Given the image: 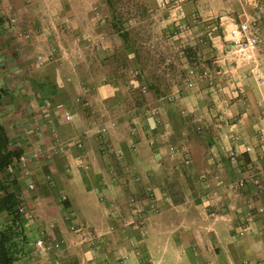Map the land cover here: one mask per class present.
Listing matches in <instances>:
<instances>
[{
	"label": "crops",
	"instance_id": "1",
	"mask_svg": "<svg viewBox=\"0 0 264 264\" xmlns=\"http://www.w3.org/2000/svg\"><path fill=\"white\" fill-rule=\"evenodd\" d=\"M29 1L0 0V13L15 17L17 9V13L21 14L18 16L20 19H30L31 16L25 14L23 7V3ZM223 1L184 0L182 5L188 18L201 15L209 21L213 16L225 15L227 12L231 14L229 7L236 11V5L225 7ZM9 5L13 7L11 11L7 9ZM85 5L84 0H80L75 8L67 6L64 12L70 16L84 13ZM49 12L42 10L47 15ZM64 12L60 11V14ZM82 17L76 14L77 22H81ZM204 24L210 29L216 28L212 21H205ZM221 24L225 25L222 33L216 35L212 32L211 38H214L216 45L220 44L218 39H224V36L221 37L224 29L232 27V23L225 21ZM201 25L203 23L200 22L192 24L199 28ZM34 28L38 30L37 22ZM261 35L264 39V25ZM12 47L13 41L2 33L0 76L6 77L12 73L16 81L25 74V70L18 63L15 64V61H20V56L14 58L7 53ZM20 51L16 52L23 56L24 53ZM82 55L78 52L77 57L82 58ZM257 55L264 76L262 46L258 48ZM73 70L67 75L71 80L65 82L60 66L51 64L29 88L20 87L19 83L11 89L13 99L9 98L12 99L9 109L12 111L9 110L5 118L7 124L12 126L11 140L25 150L23 155L27 157L26 168L30 176L24 179L34 181V197L27 198L26 205L35 212V218L27 228L29 243L26 252L16 263L241 264L242 259L247 258L250 264H264V195L255 202V206L262 209L255 217L256 229L244 237H236L235 233L239 229L237 223L245 210L243 196L248 191L235 196L229 184L238 179L240 174L223 152L220 151L219 156L210 153L212 147L226 143L225 133L228 130L222 125V119L232 115L230 120L237 122L242 136L236 145L242 161L254 167L263 164L258 150L247 152L245 146L257 143L255 127L264 123L261 108L257 105L258 99H264V80L256 84L249 76L242 86L237 82L238 88L232 89L221 80V71H213L219 74L216 87L203 89L200 85L182 92L176 103L192 111L183 119L178 118L169 106L164 109L165 105L161 102L163 108H159L163 111L164 122L177 137L175 140L174 136H170V141L187 148L191 156L190 165H181L182 170L179 164L176 165L177 161H181V154H174L172 158L170 154H165L167 143L164 141L166 138L162 125L153 130L150 116L142 120L147 132L151 130L149 134L143 135L146 136L144 142L147 143V138L153 137L155 146L146 145L144 152L137 153L138 146L144 145L143 136H130L131 122H136L137 118L124 112L122 104L118 103V87L101 82L95 87L86 85L84 75L78 74V69ZM245 70L242 68L240 73ZM100 75L109 78L108 82L114 77L111 70L101 71ZM74 79L79 80V83L73 86L71 83ZM2 88L6 89V85ZM46 89L50 90L46 93L56 94L68 90L72 95L66 101H54L44 97ZM76 91L86 92V95L97 94L95 99L99 100V104H92L89 98V102L79 105L74 100ZM163 91L161 89L158 94ZM31 93L33 96L27 97ZM40 97H43L42 101ZM58 102L63 104V109L57 107ZM90 102L91 107H85ZM64 110L72 115L69 121L64 119ZM111 122L114 125L108 128L109 133L99 132L102 125ZM196 123L203 125L201 133L188 129ZM76 138L82 139V148L73 143ZM58 140L62 148L56 146ZM120 169L140 173L141 180L136 182L128 177L127 180L120 178L123 180L120 182L121 175H110L120 172ZM214 174L219 175L222 184L219 185ZM158 175L160 177L155 179ZM160 180L166 182V187L159 186ZM148 189L155 190L158 197L156 204L160 210L148 214L144 225L136 228L129 225L134 212L125 196L131 193L136 196L146 194ZM62 195L66 198L61 199ZM72 223L93 224L99 235L96 244L91 247L88 242H81L80 237L70 229ZM231 223L233 229L230 228ZM42 230L63 239L62 247L45 257L38 254L33 244ZM135 249L139 252H135Z\"/></svg>",
	"mask_w": 264,
	"mask_h": 264
},
{
	"label": "rangeland",
	"instance_id": "2",
	"mask_svg": "<svg viewBox=\"0 0 264 264\" xmlns=\"http://www.w3.org/2000/svg\"><path fill=\"white\" fill-rule=\"evenodd\" d=\"M183 2L184 0H84V4H86L84 13H74L75 15L70 16L64 12L66 7L75 8L80 4V0H30L25 4L23 3V7L26 12L24 13L31 18L20 19L21 14L19 15L16 9L13 27L9 19L10 15L0 13V35L4 33L13 41V47L7 53L14 58L20 56V61H15V64L21 65L25 70V74L18 77L20 80L16 81V77L14 78L12 73L6 77L0 76V121L7 130L11 147L19 150L21 155L25 151L15 144V141L11 140L12 126L7 124L5 118V115L10 113L9 110L12 111L9 109L13 99L11 96L12 87L20 83V87L29 88L31 84H35V80L38 79L37 76L42 74L43 70L49 68L51 64H55L60 66L65 82L71 80L67 75L74 71V68L78 69V74L84 75L86 85L95 87L99 82L116 85L118 87V94L116 95L118 96V103L122 104L124 112L137 118L136 122H131L130 136L135 138L134 136L141 137L149 134L148 132L151 130L147 132V127L142 120H146L150 116L153 130H157L159 125L163 126V134L166 138L164 141L167 143L165 154H170V158L174 154H181V161H177L176 165L179 164V169L183 170L185 166L183 152L185 150L189 153V150L170 141V136H174L175 140L177 137L170 126L164 122L163 111L159 108H163L161 102L163 101L165 105L164 109L167 106L173 109L178 118H187L185 116H188L192 111L188 110L187 107H180L179 103H176L182 92H187L197 86L200 87V85L203 86V89L216 87L219 84L217 78L219 74L215 73L218 74L215 75L213 71L231 68L225 56V39L217 40L221 44L220 47V44L216 45L214 38H211L213 37L212 32L216 35L223 32L222 28L225 25L221 22L232 23L233 26L244 19L255 21L261 38L258 48L262 46L264 50V39L261 35V27L264 25V0L223 1L225 7L233 4L236 5L237 9L234 11L229 7V12L234 13L233 16L228 12L225 15L213 16L209 21L215 23L213 25L216 27L215 29L208 28V25L204 24L205 21L209 22L208 19H204L201 15L188 18L182 5ZM42 10L55 12H49L47 15L42 13ZM29 11L32 13L29 14ZM60 11H63L64 14H60ZM76 14L83 16L81 22L80 20L77 22ZM72 17L76 20H73ZM36 22L39 24L38 30L34 28ZM196 22L203 23L202 27H193L192 24ZM228 29H224L222 38L225 37ZM19 30L27 33L28 37L20 38L16 33ZM194 38H201L202 40L196 41ZM20 47H22L21 51ZM205 47L207 48L205 49ZM15 50L24 53V55H20L21 53H17ZM78 52L83 54L82 58L81 56L80 58L77 57ZM108 70L114 73L110 82H108L109 78H103L100 75L101 71L108 72ZM191 70L192 73H190ZM235 79L236 77L232 76L231 73H226L221 78L231 86L230 88L237 89L238 84ZM190 80L195 82L191 88L187 86ZM263 80L264 76L261 82ZM78 83L79 80L74 79L71 84L74 86ZM4 85H6V89L2 88ZM143 86H147V93L142 92ZM161 89L165 91L158 94ZM44 91L46 93L50 90ZM71 95L72 93L66 90L59 94L46 93L44 97L63 102L69 99ZM96 95L94 93L86 95V92L77 93L76 91L74 100L79 105H83L85 102H89L90 98L92 104H99V100L95 99ZM28 96H33V94H27ZM39 99L42 101L43 97ZM91 102L85 107H91ZM107 104L112 107L109 103ZM206 111H208L207 108ZM216 117L218 118L217 115ZM226 118H232V115H227ZM218 121L220 122L219 119ZM196 124L189 126L188 129L201 133L203 129L200 132L195 130ZM113 125L114 123H106L101 126V128L105 127L106 131L103 132L100 128L99 132L107 134L109 133L108 128L111 129ZM262 125L264 124H257L255 129ZM145 138L146 136H143L144 145L138 146L137 153L144 152L147 149L146 145L155 146L153 137L147 138V143L144 142ZM173 146L176 147L175 152L170 150V147ZM133 149L135 150L136 147ZM117 173L110 175H121L119 177L120 182L123 181L120 178L127 180L128 177L136 182L141 180V174L137 172L130 173L120 169V172L117 171ZM23 174V167L19 164V160L14 162L8 170L0 173V177L11 188L16 189L18 205L20 202H24L26 205L27 198L34 197L32 195L34 189H27L28 180L24 179ZM159 177L160 175L155 179ZM20 181L25 182L20 185ZM160 181L159 186L161 188L166 187V182ZM32 182L34 183V181ZM147 191L148 193L137 196L130 192L131 194L125 196V200L127 199L134 212V217L130 220L129 225H134L136 228L144 225L146 220L144 219L143 223H140L139 214L144 212L145 215H148L160 210L159 208L157 212H149V204L151 202L156 204L158 197L154 189ZM6 217L4 212H0V223L4 222ZM34 218L32 220L26 219L27 228ZM95 244L96 242L93 245ZM93 245L89 244L91 247ZM122 258L123 256L120 259Z\"/></svg>",
	"mask_w": 264,
	"mask_h": 264
},
{
	"label": "built area",
	"instance_id": "3",
	"mask_svg": "<svg viewBox=\"0 0 264 264\" xmlns=\"http://www.w3.org/2000/svg\"><path fill=\"white\" fill-rule=\"evenodd\" d=\"M7 9L11 11L13 7L9 5ZM9 19L13 27L15 23V17L10 15ZM16 33L21 38L28 37V34L25 32L17 31ZM224 39L226 43L225 56L226 59H228L229 66L231 68H224L220 70L221 76L224 77V74L226 75V73H231L232 76L236 77L235 81L240 83V86H242L244 80L250 76L253 78L256 84H259L263 77L260 60L257 55V49L261 38L258 26L255 21L244 19L239 23L234 24L227 30V34L225 35ZM242 68L246 69L244 73L239 72V70ZM192 72L193 71L191 70L190 73ZM228 76H230V74H228ZM194 84L195 82L190 80L187 83V86L191 88L194 86ZM142 92L147 93V86L142 87ZM257 105L261 108V119L264 121V99H258ZM57 107L63 109V104L59 103L57 104ZM63 114L64 119L67 121L72 118V115L66 110H64ZM222 125L227 127L228 130L227 133H225L224 142L226 143H219L216 148L212 147L210 149V153L212 155L214 154L215 156H219V152H223L228 162L232 164L237 173L240 174L238 179L229 184L232 193L235 196H241L243 192L248 191L243 196L245 210L240 215V220L237 223L239 229L235 233L236 237H244L256 229L255 217L256 214L262 210L261 207L255 206V202L261 195H264V125L258 126L256 129L255 137L257 139V143L255 145L249 144L245 146V151L247 152L255 149L258 150L259 156L263 160V164H261L259 167H254L252 164L242 161L241 152L236 148V145L241 141L242 137L237 127V122L225 117L222 119ZM202 129L203 125L201 123L195 125L196 131L200 132ZM101 131H106V128L102 127ZM53 135L57 138L56 132H54ZM73 143L78 148H82L83 146L81 138H76L73 140ZM56 146L58 148H62V144L59 140L57 141ZM170 150L175 152L176 147H170ZM183 160L185 165H190L191 156L185 150L183 152ZM26 163L27 157L21 155L19 158V164L23 167V175L28 178L30 176V172L26 168ZM214 178L219 183V185L222 184V180L219 178L218 174H214ZM26 187L28 190H32L34 188V183L31 180H28ZM65 198V195L61 196V199ZM17 207L18 212L23 216V218L28 220H32L34 218V211L31 208H28L24 202H20ZM149 208V212H157L159 206L151 202L149 204ZM139 217V222L143 223L147 215H145L143 212L142 214H139ZM230 228L233 229L232 223L230 224ZM70 229L80 237L81 242H88L89 244L93 245L98 240L99 235L95 232V227L93 224L72 223L70 224ZM62 244V238H57L53 235L47 234L45 230H42L34 241V247L38 254L42 257L48 256L49 253L59 250L62 247ZM135 252L138 253L139 251L135 249ZM124 257L126 256L124 255ZM241 264H250V262L247 258H244L242 259Z\"/></svg>",
	"mask_w": 264,
	"mask_h": 264
},
{
	"label": "trees",
	"instance_id": "4",
	"mask_svg": "<svg viewBox=\"0 0 264 264\" xmlns=\"http://www.w3.org/2000/svg\"><path fill=\"white\" fill-rule=\"evenodd\" d=\"M20 156L21 152L11 147L7 130L0 121V173L8 170ZM18 201L16 189L0 177V212L7 216L0 223V264H15L23 257L29 243L27 221L18 212Z\"/></svg>",
	"mask_w": 264,
	"mask_h": 264
}]
</instances>
